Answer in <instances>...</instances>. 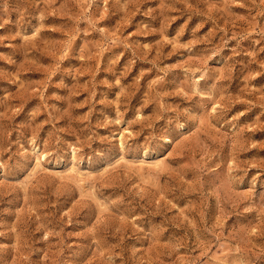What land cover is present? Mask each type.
<instances>
[{
	"label": "rangeland",
	"instance_id": "obj_1",
	"mask_svg": "<svg viewBox=\"0 0 264 264\" xmlns=\"http://www.w3.org/2000/svg\"><path fill=\"white\" fill-rule=\"evenodd\" d=\"M0 264H264V0H0Z\"/></svg>",
	"mask_w": 264,
	"mask_h": 264
}]
</instances>
